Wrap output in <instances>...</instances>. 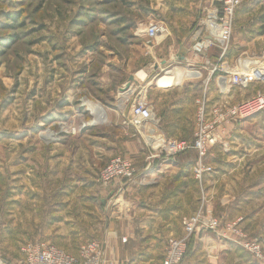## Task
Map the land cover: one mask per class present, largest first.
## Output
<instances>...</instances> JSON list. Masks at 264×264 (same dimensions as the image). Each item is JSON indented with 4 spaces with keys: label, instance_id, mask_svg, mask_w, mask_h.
I'll return each mask as SVG.
<instances>
[{
    "label": "rangeland",
    "instance_id": "1",
    "mask_svg": "<svg viewBox=\"0 0 264 264\" xmlns=\"http://www.w3.org/2000/svg\"><path fill=\"white\" fill-rule=\"evenodd\" d=\"M210 3L211 0H202L199 10L209 8ZM179 4L177 0H0V264L18 261L26 243H47L48 240H32L39 234L40 224L47 222L51 204L54 203L56 212L65 214L62 207L66 200L71 201V191L91 200L95 188L104 187L98 183V175L115 157L111 155L113 139H126L124 134L129 136L131 129L130 125L123 129L108 126L115 112L130 124V105L142 98L159 114L168 104L185 97L182 86L195 84L191 89L195 95L187 97L192 100L186 107L188 114L185 113L189 127L179 129L181 138L176 140L192 138L194 101L202 94V81L212 69L208 63H214L218 51L211 50L202 57L210 59L206 64L181 65L182 69L197 72L184 78L190 81L165 91L157 88L155 81L174 66L164 70L156 49L145 48L146 39L137 29V25L150 21L165 26L174 20ZM237 18L235 14L228 63L237 66L239 62L247 63L246 59H254L253 68L263 70L264 39H246L252 36L246 28H251L257 18L248 16L243 24ZM129 62L135 66L130 75L135 78L138 72H144V80L136 81L139 94L127 97L124 104L118 100L117 105L114 97L131 73L127 68ZM214 74L216 77L217 73ZM215 77L208 86L211 105L234 104L237 98L245 97L231 91L222 98L216 93ZM138 84L133 83L131 89ZM247 89L252 94L262 91L264 81L254 79ZM93 105L102 109L104 122L93 124ZM257 116L231 125L221 151H231V133L237 132L243 122L258 120ZM263 118L261 115L260 119ZM187 133L189 136L185 137ZM47 135L53 138L49 140ZM99 137L107 141H98ZM220 224L221 232L234 225L238 234L232 235L240 240H264L248 235L236 222ZM57 242L65 252L70 251L64 246L80 244L65 239Z\"/></svg>",
    "mask_w": 264,
    "mask_h": 264
},
{
    "label": "crops",
    "instance_id": "2",
    "mask_svg": "<svg viewBox=\"0 0 264 264\" xmlns=\"http://www.w3.org/2000/svg\"><path fill=\"white\" fill-rule=\"evenodd\" d=\"M177 1H180V6L175 8L177 13L174 14V20L165 23L168 32L166 39L154 47L145 43L148 50L156 49L157 58L160 59L158 62L164 70L171 66H174L173 70H182L180 67L183 64L194 67L201 63L206 64V61L210 62L208 57L196 58L190 52V29L201 16L202 10L199 9L202 0ZM215 1L211 0L210 4H217ZM168 6L170 9V4ZM236 16V21L241 24L248 16L257 18L251 28H246V32L252 35L246 38L247 42L264 39V0H245L236 11ZM147 23L149 22L137 25L144 38ZM230 56L229 54L228 58ZM127 68L131 73L125 78V83L133 73L134 62H129ZM185 80L190 81L183 79L179 86ZM194 87L196 85L192 83L182 86L185 97L168 104L164 112L162 109L157 114V108L154 110L153 107L159 125L167 137L181 138L179 129L189 127L185 113L187 105L192 102L187 97L195 95L191 92ZM169 89L171 88L165 91ZM247 90L235 88L232 93L237 92L248 97L253 92ZM211 92L210 88V96ZM121 94L119 92L114 97L117 105L118 100L119 104H124L125 99ZM243 98H237L234 103ZM116 113L108 123L110 128L123 129L125 125H130L121 120L122 115ZM261 115L264 114L258 115V120L239 124V130L231 133V151L222 152L219 145L211 149L206 162L212 167V172L204 176L201 184L195 181L191 173L195 158L193 152L179 155L171 161L156 159L149 163V150L130 125V135L124 134L126 139H113L111 155L122 156L132 162L136 171L133 180L126 184L115 183L102 188L97 186V190L90 196L91 200L75 196L76 191L73 189L69 198L71 201L66 200V205L62 203L65 214L56 212L53 209L54 203L51 204L47 222L40 224L39 234L32 241L48 240L49 242L43 243L56 247L61 246L57 241L63 239L78 241L79 247L84 244L82 242H96L101 250L100 264H156L164 256L167 241L183 235L182 220L197 211L203 192L207 208L222 224L236 222L237 227L248 235L263 238L264 118L260 119ZM246 129L250 130L244 133ZM188 136L189 133L185 135ZM97 140L107 141L101 137ZM79 198L81 202L78 201ZM34 218L38 226L36 213ZM236 242V237L229 232L198 231L191 238L181 264H257ZM78 246L68 245L64 248L70 251L67 253L77 256Z\"/></svg>",
    "mask_w": 264,
    "mask_h": 264
},
{
    "label": "built area",
    "instance_id": "3",
    "mask_svg": "<svg viewBox=\"0 0 264 264\" xmlns=\"http://www.w3.org/2000/svg\"><path fill=\"white\" fill-rule=\"evenodd\" d=\"M244 0H216L202 11L190 31V52L196 58L206 56L216 49L218 56L210 67L207 77L202 81L201 96L195 99L194 129L190 140H176L167 137L154 114L153 106L142 98L130 105L128 122L142 138L149 152L147 161L174 160L177 156L193 152L195 155L191 173L195 181L201 184L204 176L212 172L206 158L215 146H223L227 131L231 125L249 119L264 112V90L234 104L213 103L208 98V86L214 78L216 93L222 98L230 95L235 88L245 89L254 80L264 81V69L253 68L255 60L246 59L247 63H228L229 44L232 36L236 11ZM168 32L160 22H149L145 27L146 45L154 47L166 39ZM264 58V52L263 56ZM207 64V65H208ZM197 72V71H195ZM200 75L198 76V78ZM126 122V121H125ZM229 132V131H228ZM223 149V148H222ZM224 150V149H223ZM148 166H150V164ZM136 171L132 162L121 156L111 158L98 175V183L104 187L111 184H126L133 180ZM207 200L202 195L197 211L182 220L183 235L167 241L162 260L156 264H181L193 235L198 231L219 232L221 224L206 206ZM227 232L237 235L234 225L227 227ZM237 239V244L253 258L257 264H264V240ZM101 250L96 242H86L79 247L78 255L73 256L60 248L45 243H26L21 248V257L11 264H100Z\"/></svg>",
    "mask_w": 264,
    "mask_h": 264
},
{
    "label": "bare ground",
    "instance_id": "4",
    "mask_svg": "<svg viewBox=\"0 0 264 264\" xmlns=\"http://www.w3.org/2000/svg\"><path fill=\"white\" fill-rule=\"evenodd\" d=\"M195 72L189 69H174L172 71H170L169 73L167 72L166 75H163L159 78L156 79L155 81V86L159 89H167V88H171L173 86H177L180 84V79H184L185 77H189L191 75H193ZM144 72H138L134 77V81L136 84H138V81H143L144 80ZM136 79V80H135ZM137 81V82H136ZM139 84L138 87L136 88H132L129 87L128 89H126L124 92H121L122 94V98L126 99L129 96H135L136 94H139L140 88H139ZM91 107V113L94 116V122L93 124H98V123H102L105 120V115L103 114V111L100 107L93 105L90 106ZM48 136V135H47ZM49 140L52 139V135L47 137Z\"/></svg>",
    "mask_w": 264,
    "mask_h": 264
},
{
    "label": "water",
    "instance_id": "5",
    "mask_svg": "<svg viewBox=\"0 0 264 264\" xmlns=\"http://www.w3.org/2000/svg\"><path fill=\"white\" fill-rule=\"evenodd\" d=\"M133 83L135 84V81H134L133 76L131 75V76L128 77L127 82L125 83L124 87L119 89V92H123V91H125V90L128 89ZM102 203H104V201H102Z\"/></svg>",
    "mask_w": 264,
    "mask_h": 264
},
{
    "label": "trees",
    "instance_id": "6",
    "mask_svg": "<svg viewBox=\"0 0 264 264\" xmlns=\"http://www.w3.org/2000/svg\"><path fill=\"white\" fill-rule=\"evenodd\" d=\"M11 37V36H10Z\"/></svg>",
    "mask_w": 264,
    "mask_h": 264
}]
</instances>
